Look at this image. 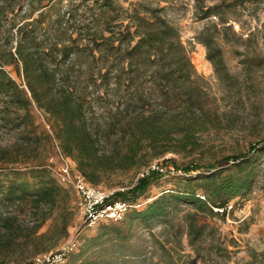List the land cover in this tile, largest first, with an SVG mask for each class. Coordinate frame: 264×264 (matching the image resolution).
<instances>
[{
	"label": "trees",
	"instance_id": "obj_1",
	"mask_svg": "<svg viewBox=\"0 0 264 264\" xmlns=\"http://www.w3.org/2000/svg\"><path fill=\"white\" fill-rule=\"evenodd\" d=\"M53 1L0 0V134L8 135L0 142V256L20 246L17 214L51 209L65 192L49 163L55 141L92 186L115 169H148L133 186L108 198L131 206L122 220L86 238L65 264H131L146 255L144 240L132 248L133 233L139 231L149 234L150 264H196L179 263L166 247L168 240L159 243L161 258L155 262L154 223L182 203L200 214L227 216L231 201L252 189L249 155L260 142L247 155L226 157L225 165L232 162L227 168L172 163L184 174L200 173L184 179L185 191L163 193L134 208L147 201V190L163 175L149 169L150 162L192 148L195 133L214 126L217 116L204 111L201 78L178 26L162 15L164 8L145 1L123 7L118 0H70L61 12ZM199 13L200 19H218L197 37L217 73L223 66L219 35L228 30L229 17L222 4ZM36 111L47 129L38 124ZM166 142H175L174 149L164 147ZM1 211L7 212L4 217ZM202 232L189 222L191 244ZM259 256L264 259V252Z\"/></svg>",
	"mask_w": 264,
	"mask_h": 264
},
{
	"label": "rangeland",
	"instance_id": "obj_2",
	"mask_svg": "<svg viewBox=\"0 0 264 264\" xmlns=\"http://www.w3.org/2000/svg\"><path fill=\"white\" fill-rule=\"evenodd\" d=\"M69 1L57 0L53 5L63 12L67 10ZM118 1L123 7L135 1H145L150 7L164 8L162 15L178 26L195 73L201 78L200 84L206 91L204 111L211 112L213 117L215 114L217 116L214 126L207 125L195 133L192 148L168 152L150 162V167L162 168L163 171H159L163 175L147 190L145 196L148 199L154 200L163 193L183 192L187 189L184 179L200 173L184 174L175 170L172 163L179 166L198 164L203 167L217 164L222 165L220 168H227L232 162L225 165L226 157L247 155L250 147L260 142L257 152L249 155L255 169L251 191L244 197L233 199V209L225 217L200 214L193 205L179 204L174 213L153 225L154 261L158 262L161 258L159 243L168 240L166 247L177 256V260L180 258L179 263L264 264V259L259 256L264 252V0ZM216 4H222L229 17L225 25L228 30L219 35L223 66L217 73L206 58V48L197 38L206 28L218 23L214 16L200 19L199 10ZM19 20L20 16L17 17ZM36 114L38 124L47 129L45 120L39 112L36 111ZM7 141L8 135L1 133L0 142ZM164 144L160 145L174 149L175 142ZM50 155L49 163L53 169L60 164L55 141ZM146 172L147 168L115 169L104 174L97 186L111 195L133 186ZM60 186L65 192L51 209L43 206L34 215L17 214L18 225L22 229L20 246H15L8 256L1 255L0 264H29L35 257L56 251L71 239L78 241L79 249L86 238L101 233L102 226L117 223L99 221L92 226L85 225L77 205L78 194L72 187ZM1 213L4 217L7 212ZM44 214L47 215L45 222L33 231ZM192 220L195 226L203 228L201 238L193 244L188 235V224ZM148 235L146 231L133 233L132 248L135 249L144 240L147 250L144 257L132 260L131 264L151 263L148 261ZM25 237L27 240H24Z\"/></svg>",
	"mask_w": 264,
	"mask_h": 264
},
{
	"label": "built area",
	"instance_id": "obj_3",
	"mask_svg": "<svg viewBox=\"0 0 264 264\" xmlns=\"http://www.w3.org/2000/svg\"><path fill=\"white\" fill-rule=\"evenodd\" d=\"M57 148L60 164L52 169L53 176L60 185L72 187L78 194L77 205L81 211L85 225L92 226L99 221H121L127 209L131 206L125 202L109 203V193L101 190L99 187L90 185L85 178L75 170L73 162L63 155ZM149 169H159V167H149ZM146 202L134 205V208L140 209ZM231 206L228 207V211ZM217 210V209H216ZM219 212H222L219 209ZM78 248V241L71 239L63 247L56 251L41 254L31 262V264H65L69 255Z\"/></svg>",
	"mask_w": 264,
	"mask_h": 264
}]
</instances>
